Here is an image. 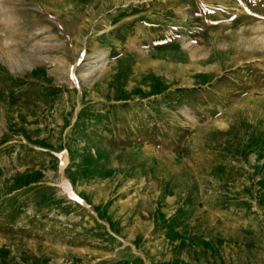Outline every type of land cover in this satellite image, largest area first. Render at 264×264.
Masks as SVG:
<instances>
[{
	"label": "rangeland",
	"instance_id": "rangeland-1",
	"mask_svg": "<svg viewBox=\"0 0 264 264\" xmlns=\"http://www.w3.org/2000/svg\"><path fill=\"white\" fill-rule=\"evenodd\" d=\"M0 264H264V0H0Z\"/></svg>",
	"mask_w": 264,
	"mask_h": 264
}]
</instances>
